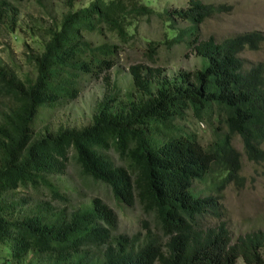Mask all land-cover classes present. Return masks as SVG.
Returning a JSON list of instances; mask_svg holds the SVG:
<instances>
[{
	"label": "trees",
	"instance_id": "trees-1",
	"mask_svg": "<svg viewBox=\"0 0 264 264\" xmlns=\"http://www.w3.org/2000/svg\"><path fill=\"white\" fill-rule=\"evenodd\" d=\"M63 1L56 21L38 26L44 37L41 51L28 55L31 72L0 62V264H237L239 258L264 264V228L251 227L233 240L218 195L231 181H244L234 133L249 159L264 160L258 145L264 62L245 67L240 57L260 45L262 34L202 37L201 24L230 9L224 1L187 0L185 7L165 9L175 31L148 40V57L162 44H183L200 56L201 66L159 77L133 63L132 90L117 96L108 72L132 37L133 21L156 13L152 0ZM18 12L15 3L0 0V25L15 28ZM107 32L116 40L95 43L90 36ZM100 76L112 91L98 99L89 123L35 129L43 111L75 98L84 78ZM188 115L213 117L216 138L204 145L195 129L183 131L179 121ZM71 158L116 203H138L147 215L139 228L118 231L115 211L98 195L68 205V194L50 176L64 174ZM196 181L207 188L196 190ZM42 186L50 199L18 196L20 187Z\"/></svg>",
	"mask_w": 264,
	"mask_h": 264
},
{
	"label": "rangeland",
	"instance_id": "rangeland-1",
	"mask_svg": "<svg viewBox=\"0 0 264 264\" xmlns=\"http://www.w3.org/2000/svg\"><path fill=\"white\" fill-rule=\"evenodd\" d=\"M18 6V25L10 29V26L0 25V62L16 66L21 72L32 70V61H28V55L41 51L44 30L38 26L49 27L66 9L63 0H10ZM87 0H77L76 6ZM219 2L224 1L230 5L227 12H221L208 17L200 26L201 36L214 35L216 39L235 34L237 32L257 28L264 31V0H205ZM148 3L153 6L156 13L149 17L143 16L135 19L130 25L131 39L124 45L118 54V63L108 72L111 79L118 84L117 96H124L132 90L129 65L141 63L151 67L156 75L172 77L179 70H192L201 66V58L183 44L167 46L162 44L150 59L147 54V41L164 39L173 34L168 27V20L162 12L167 9H178L187 5V0H152ZM160 13V14H158ZM9 25V22H5ZM183 22L176 21V26ZM95 43L103 40H116L111 33L90 34ZM244 63L251 65L258 61H264V43L259 49H244L240 53ZM82 87L77 96L64 102L54 109L43 111L35 122V129L45 131L55 130L59 126H82L89 123L95 109L96 102L105 92L112 89L107 86L102 76L99 78H84ZM179 124L185 129H195L198 132L200 142L207 145L216 138L218 122L211 117L198 120L191 115ZM220 130V129H219ZM218 130V131H219ZM223 130V129H222ZM167 139L165 137L163 140ZM158 143V141H157ZM232 145L241 152V168L239 174L244 177L243 184L238 186L234 181L228 183L219 193L226 219L234 240L239 234L251 227L264 228V160H251L244 154L243 143L239 134L231 136ZM112 154V153H111ZM71 155V154H70ZM112 156L119 161L116 155ZM53 181L60 190H65L69 196L68 205H79L82 202L98 195L113 208L117 216L118 231L131 233L140 226L141 218L147 217L138 203L131 207H122L111 196L108 188L93 181L80 171V166L73 158L68 162L67 170L61 175H51ZM207 179V184H208ZM196 190L206 189V183L196 181L193 183ZM30 194L29 202L41 198L50 199L47 187L19 188L18 196ZM56 201V200H55ZM54 201V202H55ZM237 264H246L242 258Z\"/></svg>",
	"mask_w": 264,
	"mask_h": 264
},
{
	"label": "clouds",
	"instance_id": "clouds-1",
	"mask_svg": "<svg viewBox=\"0 0 264 264\" xmlns=\"http://www.w3.org/2000/svg\"><path fill=\"white\" fill-rule=\"evenodd\" d=\"M250 30H258V32H260V33L262 34V36H263V39L261 40L262 42L260 43V45H259L257 48H255V49H259V48L261 47L262 43H264V31H263V30H259V29H257V28H253V29H250ZM250 30H245V31H250ZM245 31H241V32H245ZM246 49H250V48H246ZM242 61H243V60H242ZM262 62H264V61H262ZM243 63H244V61H243ZM255 63H256V62H255ZM244 66H245V67H248V66H250V65H246V64L244 63ZM258 145L261 146L262 148H264V138H260V139H259Z\"/></svg>",
	"mask_w": 264,
	"mask_h": 264
}]
</instances>
